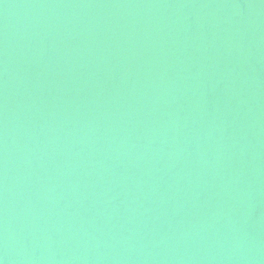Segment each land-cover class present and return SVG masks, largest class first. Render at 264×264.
Here are the masks:
<instances>
[{
  "label": "bare ground",
  "instance_id": "bare-ground-1",
  "mask_svg": "<svg viewBox=\"0 0 264 264\" xmlns=\"http://www.w3.org/2000/svg\"><path fill=\"white\" fill-rule=\"evenodd\" d=\"M263 74L264 0H0V264H264Z\"/></svg>",
  "mask_w": 264,
  "mask_h": 264
},
{
  "label": "water",
  "instance_id": "water-1",
  "mask_svg": "<svg viewBox=\"0 0 264 264\" xmlns=\"http://www.w3.org/2000/svg\"><path fill=\"white\" fill-rule=\"evenodd\" d=\"M186 1H189V0H186ZM193 1V0H192ZM225 11H223V13H224ZM262 77H264V74L262 75Z\"/></svg>",
  "mask_w": 264,
  "mask_h": 264
}]
</instances>
